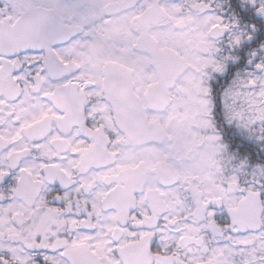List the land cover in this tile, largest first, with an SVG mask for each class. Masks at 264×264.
Listing matches in <instances>:
<instances>
[{
	"label": "snow or ice",
	"instance_id": "6c2138e0",
	"mask_svg": "<svg viewBox=\"0 0 264 264\" xmlns=\"http://www.w3.org/2000/svg\"><path fill=\"white\" fill-rule=\"evenodd\" d=\"M0 264H264V0H0Z\"/></svg>",
	"mask_w": 264,
	"mask_h": 264
}]
</instances>
